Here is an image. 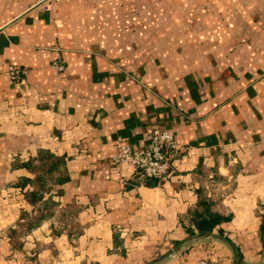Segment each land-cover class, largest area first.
Instances as JSON below:
<instances>
[{
    "label": "crops",
    "instance_id": "0c3cea01",
    "mask_svg": "<svg viewBox=\"0 0 264 264\" xmlns=\"http://www.w3.org/2000/svg\"><path fill=\"white\" fill-rule=\"evenodd\" d=\"M196 211L264 264V0H0V264H235Z\"/></svg>",
    "mask_w": 264,
    "mask_h": 264
},
{
    "label": "built area",
    "instance_id": "2783aa9c",
    "mask_svg": "<svg viewBox=\"0 0 264 264\" xmlns=\"http://www.w3.org/2000/svg\"><path fill=\"white\" fill-rule=\"evenodd\" d=\"M53 66L60 72L65 70L62 61H55ZM9 73L13 81L18 79L19 70L16 67H10ZM114 149L112 161L116 165H130L141 177L162 179L171 173L172 160L179 147L172 134L154 128L147 148L135 149L129 144L118 143Z\"/></svg>",
    "mask_w": 264,
    "mask_h": 264
},
{
    "label": "trees",
    "instance_id": "16d2710c",
    "mask_svg": "<svg viewBox=\"0 0 264 264\" xmlns=\"http://www.w3.org/2000/svg\"><path fill=\"white\" fill-rule=\"evenodd\" d=\"M222 219L223 217L216 213H201L197 211L193 213L194 224L200 233L213 232Z\"/></svg>",
    "mask_w": 264,
    "mask_h": 264
},
{
    "label": "water",
    "instance_id": "95a60500",
    "mask_svg": "<svg viewBox=\"0 0 264 264\" xmlns=\"http://www.w3.org/2000/svg\"><path fill=\"white\" fill-rule=\"evenodd\" d=\"M202 236L213 237V238L219 239V240L223 241L224 243L230 245L232 247L233 252H234V261H235V264L238 263L239 254H238L237 247L230 240H228L225 237H222L220 235L214 234L212 232L200 233L196 238H200ZM261 241H262V244L264 246V223H263L262 228H261ZM177 250L178 249H175L173 252L169 253V255H173L174 253L177 252Z\"/></svg>",
    "mask_w": 264,
    "mask_h": 264
}]
</instances>
